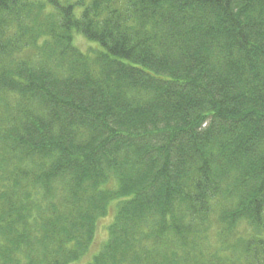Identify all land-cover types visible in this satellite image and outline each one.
<instances>
[{"label":"trees","instance_id":"1","mask_svg":"<svg viewBox=\"0 0 264 264\" xmlns=\"http://www.w3.org/2000/svg\"><path fill=\"white\" fill-rule=\"evenodd\" d=\"M110 204L88 264L215 229L207 264H264V0H0V264L78 260Z\"/></svg>","mask_w":264,"mask_h":264},{"label":"rangeland","instance_id":"2","mask_svg":"<svg viewBox=\"0 0 264 264\" xmlns=\"http://www.w3.org/2000/svg\"><path fill=\"white\" fill-rule=\"evenodd\" d=\"M75 41L78 44V46L85 53H87L89 55L92 54V50L97 49L95 43L89 41L88 39L84 38L81 35H77ZM115 212H116L115 207L112 204H110L106 215L101 217L98 220L96 235H95L93 243L91 244V246L84 252V254L78 260L72 261L70 264H88L89 262L92 261L93 257L98 254L99 250L102 248V246L108 240V237H109L108 227L112 223V221L115 217ZM237 227L240 230V236L238 234H236L235 237L239 236V238H240L242 236L248 235L247 229L244 226V224H241ZM216 232H217V229L208 232L209 241L205 235H202L203 237H205L204 240H206V246L204 247L205 249H204L203 253L201 254L199 263L207 264V258L205 256V254H207L208 252L210 253V256H212V254L217 255V253H218L219 254L218 259L220 261L223 259H226L227 255H231V253L233 254V252L225 253V247L220 246L221 244L219 245V243H217L216 235H215ZM236 240H233V241H236ZM234 258H235V256L233 255V259ZM203 261H204V263H203Z\"/></svg>","mask_w":264,"mask_h":264}]
</instances>
